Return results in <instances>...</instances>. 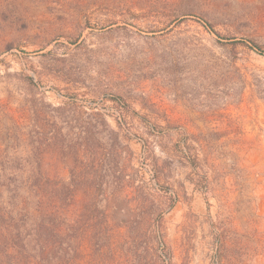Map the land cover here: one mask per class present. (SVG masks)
Masks as SVG:
<instances>
[{
	"label": "rangeland",
	"instance_id": "rangeland-1",
	"mask_svg": "<svg viewBox=\"0 0 264 264\" xmlns=\"http://www.w3.org/2000/svg\"><path fill=\"white\" fill-rule=\"evenodd\" d=\"M19 156L62 264H264V0H0Z\"/></svg>",
	"mask_w": 264,
	"mask_h": 264
},
{
	"label": "trees",
	"instance_id": "trees-1",
	"mask_svg": "<svg viewBox=\"0 0 264 264\" xmlns=\"http://www.w3.org/2000/svg\"><path fill=\"white\" fill-rule=\"evenodd\" d=\"M57 115L61 117L58 110ZM10 122L17 123L12 117ZM27 163L22 156L0 158V264H62L58 182L51 181L52 189L47 190L50 180L39 172L7 171ZM92 226L90 221L86 223L78 249L82 240L89 238Z\"/></svg>",
	"mask_w": 264,
	"mask_h": 264
}]
</instances>
